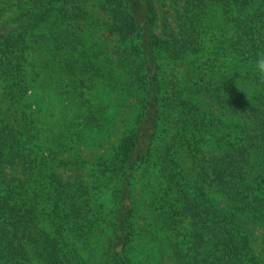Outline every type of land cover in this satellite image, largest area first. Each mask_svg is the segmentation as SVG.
I'll return each mask as SVG.
<instances>
[{
  "label": "trees",
  "instance_id": "1",
  "mask_svg": "<svg viewBox=\"0 0 264 264\" xmlns=\"http://www.w3.org/2000/svg\"><path fill=\"white\" fill-rule=\"evenodd\" d=\"M0 5V264H131L138 219L162 264H264V0ZM118 124L110 154L80 158Z\"/></svg>",
  "mask_w": 264,
  "mask_h": 264
},
{
  "label": "rangeland",
  "instance_id": "2",
  "mask_svg": "<svg viewBox=\"0 0 264 264\" xmlns=\"http://www.w3.org/2000/svg\"><path fill=\"white\" fill-rule=\"evenodd\" d=\"M14 1L15 0H0V4L4 5L7 3H12ZM86 7H87L88 13L93 19L95 20L99 19L100 13L98 9H96L95 4L92 1L88 2L86 4ZM41 27H44V24H42ZM99 37H100V32L90 34L89 42L96 43L97 41H100ZM111 43L110 45L113 44ZM110 66L114 67V64H110ZM39 96H40L39 93L35 94L32 103L37 104ZM108 96L113 104L116 101V98L118 97L110 93L108 94ZM192 102L202 112L207 113V115L213 116L215 119L219 120L221 123H224V122L233 123V122L239 121L237 117H233L230 115H224L223 109H221L218 105H215L214 103H211L210 101H208L201 94L197 96H193ZM124 113H127L130 115L132 113V108L128 107ZM124 128L125 126H123L122 124H118L115 130L109 131L110 134H108L107 137H105L103 140H101L96 145L90 146V147H82L80 158L87 162L93 163L100 158L106 157L108 154L111 153V151L118 144ZM60 158H63L66 160L71 159L72 154L65 153L61 155ZM177 160L179 163L178 170L181 173L180 176L184 178L183 179L184 182L187 183L189 187H191L190 189L192 191H195L197 189L202 190L206 194L209 200H212L216 205H218L222 209L228 206L222 196H220L219 194H216L214 191H211L207 185L205 184L203 185L202 183L197 182L195 171H194V165H192L191 161L186 156H178ZM249 228L251 232L252 247L255 249V252H258L259 250L262 249L261 240H262V235L264 233V227L259 224L251 223L249 224ZM135 230H136V235L134 237V240L129 250L131 264H162L156 244L150 241L149 234H147V231H148L147 221H145L144 219H138L135 224Z\"/></svg>",
  "mask_w": 264,
  "mask_h": 264
},
{
  "label": "clouds",
  "instance_id": "3",
  "mask_svg": "<svg viewBox=\"0 0 264 264\" xmlns=\"http://www.w3.org/2000/svg\"><path fill=\"white\" fill-rule=\"evenodd\" d=\"M254 72L260 77L264 78V53L257 56L252 64Z\"/></svg>",
  "mask_w": 264,
  "mask_h": 264
}]
</instances>
